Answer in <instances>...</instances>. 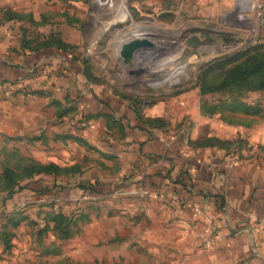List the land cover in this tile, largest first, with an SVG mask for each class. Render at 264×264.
<instances>
[{
	"label": "rangeland",
	"instance_id": "1",
	"mask_svg": "<svg viewBox=\"0 0 264 264\" xmlns=\"http://www.w3.org/2000/svg\"><path fill=\"white\" fill-rule=\"evenodd\" d=\"M66 2L76 10L62 17L78 39L56 43L90 86L130 100L149 127L187 145L205 121L219 133L236 131L235 143L263 120L264 21L253 0ZM84 96L0 84L8 107L0 110V203L28 181L37 188L0 213V264H158L175 248L171 240L184 237L189 222L160 193L135 183L88 189L110 179V143L124 145V132L116 114L92 109ZM152 106L172 111L145 116ZM205 227L195 234L202 246Z\"/></svg>",
	"mask_w": 264,
	"mask_h": 264
},
{
	"label": "crops",
	"instance_id": "2",
	"mask_svg": "<svg viewBox=\"0 0 264 264\" xmlns=\"http://www.w3.org/2000/svg\"><path fill=\"white\" fill-rule=\"evenodd\" d=\"M66 1L0 0V82H20L32 73L45 72L29 86L55 88L64 95L82 92L92 109L117 115L124 145L110 143L114 151L109 155L114 158L106 162L110 179H96L88 189L108 192L135 183L157 189L175 203L176 212L189 224L183 227L184 237L171 240L175 248L156 257L158 264H264V231L244 229L249 215L264 219V118L241 130L242 141L235 143L230 141L238 138L236 131L219 133L205 121L191 131L192 142L187 145L149 127L130 100L90 86L79 61L56 43L78 39L74 22L62 17L63 10L70 15L76 10ZM254 1L264 7V0ZM170 101L169 97L166 103ZM5 104L0 101V110L8 108ZM143 111L152 116L172 109L152 106ZM211 136L213 141L205 142ZM15 197L3 198L0 213L2 206H17ZM192 205L214 215L210 223L218 235L207 247L195 234L209 221Z\"/></svg>",
	"mask_w": 264,
	"mask_h": 264
},
{
	"label": "built area",
	"instance_id": "3",
	"mask_svg": "<svg viewBox=\"0 0 264 264\" xmlns=\"http://www.w3.org/2000/svg\"><path fill=\"white\" fill-rule=\"evenodd\" d=\"M103 2H104V0H103ZM105 3H109L108 0H105ZM251 4L257 5L258 7H260L262 10L258 11V12L264 13V7L261 4V2H257V1L253 0V2H251ZM44 76H45V72L32 73L27 78H25L24 80H22L20 82L19 81H17V82L16 81L15 82L9 81V82H0V84L14 83V84H27V85H29L33 81L42 79ZM142 192L144 194L150 193V194H154V195H158L160 193L157 189L147 188V187L142 188ZM192 208L197 214L205 216V218L209 221L205 227V232L203 234L204 244H205V246H209L212 243L214 237L216 235H218L214 226L212 225V223H210L213 220L214 215L212 213H205V210L198 205H192ZM244 229L250 231L251 233H253V232L255 233L256 229H262L264 231V219L257 218L255 215L251 214L248 217V225ZM238 231H241V230H238Z\"/></svg>",
	"mask_w": 264,
	"mask_h": 264
},
{
	"label": "trees",
	"instance_id": "4",
	"mask_svg": "<svg viewBox=\"0 0 264 264\" xmlns=\"http://www.w3.org/2000/svg\"><path fill=\"white\" fill-rule=\"evenodd\" d=\"M35 181H32V182H30V181H28L26 184H23V185H21V186H18V187H16V188H13V190L10 192V195H8V196H16L15 197V200H17V199H20V197H21V192L22 191H24V193H26V191L28 190V189H30V190H32V191H34V190H36L37 188H35L32 184L34 183ZM13 209V208H12ZM12 209L9 207H4V206H2V209H1V213H9V212H11L12 211Z\"/></svg>",
	"mask_w": 264,
	"mask_h": 264
},
{
	"label": "bare ground",
	"instance_id": "5",
	"mask_svg": "<svg viewBox=\"0 0 264 264\" xmlns=\"http://www.w3.org/2000/svg\"><path fill=\"white\" fill-rule=\"evenodd\" d=\"M153 40H154V41L156 40L155 42H157V41H158V42L161 41V42H166V43H167V40H166V39H163V38H159V39H155V38H154ZM159 43H160V42H159ZM159 43H158L157 45H159Z\"/></svg>",
	"mask_w": 264,
	"mask_h": 264
},
{
	"label": "water",
	"instance_id": "6",
	"mask_svg": "<svg viewBox=\"0 0 264 264\" xmlns=\"http://www.w3.org/2000/svg\"><path fill=\"white\" fill-rule=\"evenodd\" d=\"M141 41V40H140ZM142 43V42H141ZM140 42H139V44H141ZM139 44H137V43H134V44H131V46H130V48L132 49V48H136Z\"/></svg>",
	"mask_w": 264,
	"mask_h": 264
}]
</instances>
